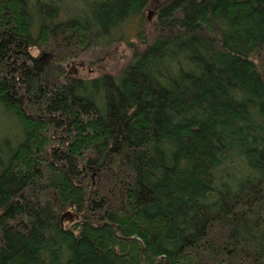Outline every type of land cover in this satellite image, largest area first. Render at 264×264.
I'll use <instances>...</instances> for the list:
<instances>
[{
  "label": "trees",
  "instance_id": "trees-1",
  "mask_svg": "<svg viewBox=\"0 0 264 264\" xmlns=\"http://www.w3.org/2000/svg\"><path fill=\"white\" fill-rule=\"evenodd\" d=\"M151 1L0 0V264H264V0Z\"/></svg>",
  "mask_w": 264,
  "mask_h": 264
},
{
  "label": "rangeland",
  "instance_id": "rangeland-1",
  "mask_svg": "<svg viewBox=\"0 0 264 264\" xmlns=\"http://www.w3.org/2000/svg\"><path fill=\"white\" fill-rule=\"evenodd\" d=\"M165 0H152L155 7L160 6ZM151 5V4H150ZM154 15V8L151 6L147 9L146 16L147 22H150ZM133 28V33L138 29L135 25H130L128 28ZM129 35V33H127ZM134 35V34H133ZM132 41L134 36L131 37ZM130 55L128 46L124 44H118L112 49L106 51L93 53L92 55L86 54L80 59L76 60L73 65V73L77 76H82L85 78H92L98 75L99 70L103 67L110 68L111 71L115 68L121 67L122 64L128 59ZM6 128H9L8 124L2 121ZM9 130V129H8Z\"/></svg>",
  "mask_w": 264,
  "mask_h": 264
},
{
  "label": "water",
  "instance_id": "water-1",
  "mask_svg": "<svg viewBox=\"0 0 264 264\" xmlns=\"http://www.w3.org/2000/svg\"><path fill=\"white\" fill-rule=\"evenodd\" d=\"M64 217H67V218L71 219L72 218V214L70 212H65V213H63L61 215V219H63Z\"/></svg>",
  "mask_w": 264,
  "mask_h": 264
}]
</instances>
